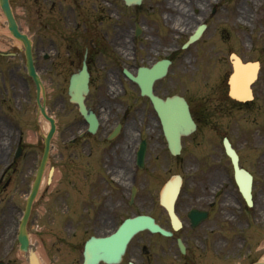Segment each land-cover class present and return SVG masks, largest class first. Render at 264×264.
I'll return each instance as SVG.
<instances>
[{"label":"flooded vegetation","instance_id":"af4514ba","mask_svg":"<svg viewBox=\"0 0 264 264\" xmlns=\"http://www.w3.org/2000/svg\"><path fill=\"white\" fill-rule=\"evenodd\" d=\"M251 1L254 2L252 6L259 7L256 11L247 10L249 7L239 0H144L141 6L134 8H128L124 0H38L41 33L47 36L48 31L53 32L60 47L67 49L65 61L56 59L49 67L47 62L50 59L43 53L42 67L58 75L67 71L71 76L74 68L76 72L81 68L87 53L91 75V92L87 98V107L98 117L102 112L109 113L107 122L100 121L96 132L91 133L89 124L80 117L76 108L77 117L62 128L64 135L70 137L61 138L55 154L61 166L67 169L66 174L57 179L55 188L63 206H57V211L63 214V221L72 233L70 250L74 256L79 255V259L74 258V264H84V248L90 238L107 236L129 217L139 215L137 212L128 215V211L137 205L139 191L144 182H148L157 169L161 168L165 172L164 175L169 174L161 189L167 183L171 186L169 181L173 173H180L182 179L183 194L181 193L176 208L183 229L180 232L173 230L170 218L160 204L159 195L158 212L151 215L160 225L174 232L173 237L169 239L168 250L172 252L175 247L180 261L183 259L184 264H203L208 246L213 247L216 252L222 251L223 186L218 183V176L213 179L212 174L216 172L222 175L221 162L225 152L221 135L228 128L219 122V118L222 114L225 118L230 116L233 120L231 131L239 137V113L242 112L256 127V137L253 140L264 139V0ZM240 11L248 32V57L243 58L252 66L258 63L257 79L252 85L254 98L245 104L231 100L224 90L223 81L216 91L217 94L213 91L211 96L203 99L202 105L201 100H198V107H194V101L182 94L189 104L196 131L182 137L181 152L174 154L169 148L167 127L151 101L142 96L139 88L131 90L129 94V90L122 83L124 69L128 67L136 74L141 67H152L161 60L169 59L171 65L167 77L156 82L154 92L162 99L179 95L173 89L174 80L167 82L176 60H182L181 79L186 84L189 80V71L186 72L189 63L193 62L192 66L200 72L209 71L210 67L218 65L221 59L230 63L229 53L237 48ZM166 15L168 21L164 20ZM114 20L115 25H111ZM177 23L183 27L176 26ZM201 25H205V32L200 40L183 49V45ZM137 29H140L138 35ZM175 34L179 38L184 35L186 40L176 41ZM120 45L123 55L118 51ZM111 47L117 56L121 57L124 63L122 67H118L120 64L116 59L111 60L112 65L102 62L101 51ZM11 51L8 47L5 51L0 50V82L5 85L6 82L16 79L19 82L18 88L24 91L28 84L24 77L15 73V57L10 54ZM124 57L132 60L131 63L127 65L123 61ZM64 63L70 68H63ZM99 64H104L103 70L111 66L106 70L107 76L110 77L109 86L114 81L118 83L115 85L120 87L116 93L108 90L109 94L119 98V108L115 110L116 104H110L104 89L92 96L95 82L99 85L102 83V74L98 71L101 68ZM228 71L229 69H226L224 73H220V80ZM11 87L14 88V85ZM202 106L209 107L212 115ZM7 112H12L11 106H8ZM212 119L215 121H211ZM0 128V139H7L12 145L15 129L12 116H0ZM118 128V133L112 138ZM59 131L58 127V135ZM207 140L216 143L217 148L210 149L207 154L200 153V147L206 146ZM261 143L264 146V142ZM17 145L22 148L21 155L16 158L14 149L10 148L9 158L13 156L8 166L11 176L5 184L4 177H1L0 189L10 187L13 173L17 171L22 160L34 155L31 152L32 147L23 143L21 133L17 138ZM262 156L264 158V153ZM240 158L242 161L241 155ZM262 160H258L261 174L264 173ZM189 161H201V165L207 167L200 169L198 162H195L193 167L188 164ZM210 161H216L219 165H207ZM214 166L215 171L212 170ZM178 169L183 172H177ZM231 169L234 174L233 168ZM47 188L50 187L44 188L35 206H47L49 200H43ZM16 209V205L11 208L12 211ZM203 213L206 214L205 220H202ZM194 220L198 221L195 226ZM155 236L138 235L120 264H159V242H152ZM178 239H181L185 246V254H181ZM161 251L164 252V248Z\"/></svg>","mask_w":264,"mask_h":264},{"label":"rangeland","instance_id":"374dc122","mask_svg":"<svg viewBox=\"0 0 264 264\" xmlns=\"http://www.w3.org/2000/svg\"><path fill=\"white\" fill-rule=\"evenodd\" d=\"M252 3L254 2L248 0L245 6L249 7L247 8L249 11H256L259 7L256 8L255 6H252ZM12 7L20 28L34 43L36 67L42 78L44 86L43 96L46 101V107L50 116L55 119L58 125L57 127L60 128L59 135H56L54 139L53 145L55 147L52 149L51 162L48 163L45 170L46 174L50 168L55 167L59 174V180L62 175L66 174L67 169L61 166V163H59V159L55 154L57 153L58 145L62 141L61 138L70 137V135H64L62 128L65 127L68 122L73 121L78 113L75 106L69 102L68 85L70 72L63 71L61 75H58L55 74L54 71L52 73L48 72L46 67H42V64H44L43 53L49 55L50 60L47 62V67H49L51 62L56 59L65 61L67 58V49H62V47H60L53 32L50 33L48 31L47 36H44L41 33V18L38 0H13ZM115 23L116 20L112 21L111 25H115ZM238 25L240 28L238 31L237 48L231 50L229 55L234 53L247 58L246 42L248 40V32L245 31L246 25L239 22V20ZM127 30L129 31V27ZM175 40L184 42L186 37L179 38L175 34ZM7 47L12 49L16 54V60H14L16 66L15 73L28 79L30 92L25 89L24 91H19V93L16 88L15 90L11 89L10 86L13 84L17 85L15 79L7 82L8 93L0 87V107H4L0 110V116H7L5 108L8 110V106L12 103L13 120L15 122V138L12 147H16L15 141L19 137V133H21L24 139L23 142L27 144V147H32L31 152H33L34 155L28 156L22 160L17 171L13 173L11 186L7 189H0V261L6 264H28L25 254L21 252L18 246H14L17 233L16 221H19L20 215L25 209L27 192L35 180L37 167L43 152L47 121H45L40 115L36 103L35 86L27 77L24 49L20 43L10 36L7 21L0 8V48L6 50ZM112 48L113 47L109 50H102L101 52L103 55L100 58L103 61L100 60V58H98V60L112 65L111 60L116 59L120 64L118 67H122L124 63L121 61V57L117 56ZM192 64L193 62L189 63V67L186 70V72L189 71L188 84L181 79L182 60L180 59L176 60L172 74L167 79V82L174 80V91L177 94L187 95L192 101H194V107H198L200 105L198 100H201L202 105L204 103L203 99H207L211 96L213 91L216 92L218 90L217 83L220 80L219 75L220 73H224L226 69H229V63L221 59V62L218 65L215 67L214 65L211 66L210 70L206 72L197 71L196 67H193ZM99 65L101 68H99L98 71L102 74V83L99 85L98 82H95L92 96L97 95L100 89H104L107 97L106 99L110 101V104H116L114 107L115 110L116 108H119L118 104L120 101L118 98H113L115 96L108 92L110 77L107 76L106 70L111 66H107L106 70H103L102 67L104 64ZM64 67L69 66L64 63L63 68ZM73 70L74 72L76 71L75 68ZM125 83L129 89V94L131 93V88L136 89V87L130 85L131 83ZM1 84L2 83H0V85ZM117 90H119V88L114 87L112 92L116 93ZM217 93L218 92H216V94ZM1 96L3 99H1ZM28 102H30L29 106ZM202 107L207 108L210 115H212L209 107ZM22 109L25 110L22 112ZM99 117L102 123L107 122L109 113L106 111L102 112L99 114ZM239 117L240 137H237L231 131V123H233V120L230 116L225 118V115L222 114L219 118V122L224 123L227 126L228 129L223 131V135L230 137L235 145H237L238 150L243 155V163L255 175V207L248 210L244 205L243 200L236 191V187L232 184V171L228 161L225 160V156L222 155L223 159L221 166L224 170L221 172L222 175L217 174L216 172L212 174L213 179L215 176H218V183L223 186L224 190L222 251L220 252V250H218L216 252L213 247L208 246L203 264H251L258 260H264V174H261L257 163L259 158L263 159L262 163H264V158L262 156L264 153V146L261 143V141L264 142V139L261 138L260 141H254L253 139L256 137V127H254L249 121L246 114L241 112L239 113ZM211 121L215 120L212 119ZM246 142L252 143L253 150H250V148L246 146ZM214 148H217V144L213 142L211 143L207 140L206 146L202 145L200 147V153L207 154L210 152V149ZM194 152L197 153L196 151ZM5 156V153L0 156V173L6 169L8 163V159H6ZM195 162L198 161H189L188 164L194 167ZM28 163L30 166H28ZM198 164L200 169H206L207 167L202 166L201 161H199ZM206 164L219 165L216 161H210ZM212 170L215 171V166ZM177 172L182 173L183 171L178 169ZM164 174L165 172L163 168L157 169L154 175L148 179V182H144L142 189L139 191L137 205L128 211V215L136 212L139 214L155 215L158 212V195L162 185H164L169 177V174ZM176 174L180 173H173L170 176ZM10 176L11 175L6 179ZM23 181L25 183L22 185L21 182ZM53 183L54 184H52L50 188L46 189V193L43 197V200H49L47 206L36 205L33 209L26 229V234L32 238L33 249L38 253L42 264H74V258L79 259V255L75 254L74 256L70 250L72 233L69 230V226L63 221V214L57 211V206L61 208H63V206L61 204V197L60 195H57V189L55 188L58 183H55V181ZM19 188L21 192L16 194L15 190H18ZM232 201L235 202V204H231L230 202ZM226 202L228 204H226ZM15 205L17 209L16 211H12L11 208ZM144 235L149 234L145 233ZM155 240L159 242V251L157 254V262L159 264H184L183 259L180 261L179 253L175 250V247H173L172 252L168 250V245L170 244L169 240H164V238L162 239L160 236L159 238L154 237L152 242H156ZM12 245L14 246L13 253L7 257L6 254ZM162 248H164V252L161 251Z\"/></svg>","mask_w":264,"mask_h":264},{"label":"water","instance_id":"95a60500","mask_svg":"<svg viewBox=\"0 0 264 264\" xmlns=\"http://www.w3.org/2000/svg\"><path fill=\"white\" fill-rule=\"evenodd\" d=\"M141 1L142 0H126L128 5L140 4ZM1 4H2V9L4 13L6 14L9 24H10L9 30L12 32L13 36L16 39L21 40L26 47L28 70H29L30 76L34 79L36 86H37V96H38L39 107H40L42 115L52 125V131L50 132L46 140V151H45V154L42 160L37 182L34 186L32 195L28 202L27 212H26V216H28L30 209H31L32 202L34 198L36 197V194L38 191L39 183H40L41 176H42V171L44 169L46 159L48 156V152H49L50 141L54 134L55 125H54V120L47 116L45 107L40 104V93H41L40 81L38 80V75L33 65L31 46H30L29 40L25 35H22L19 32L18 26L11 13L8 0H1ZM163 74L164 73H160L158 76H161ZM130 78L133 81H137L139 83L143 94H147L149 97H151L157 110L164 116L168 115L166 111L172 103L179 102L178 99H173V100H168L166 104H163L161 101H158L153 97L151 93V87L146 89L142 81H139V79H135L132 76H130ZM232 78H231V85L234 86V80ZM87 93H88V74L86 73V66H84L83 72H81L79 75H75L72 77L69 95L71 97V102L78 104L81 114L88 121L91 120L95 122V124H97V119L95 115L92 114L91 112L89 113L84 104L85 95ZM184 114L187 115L186 111H184ZM185 119L189 120L188 115L185 117ZM225 147H226L227 154L231 157L233 161L234 169L236 172V180L240 188V191L243 197L245 198L247 204L249 206H252V200H251L252 179L248 174H246L243 170L239 168L238 158L236 157L234 151L231 149V146L227 140H225ZM178 193H179V190L175 188V191L171 192L170 194L171 196L170 201H167L164 204L171 216L173 223L175 224L176 229L180 228V225L178 224V219L174 212V202L176 200ZM176 223L178 224L177 226H176ZM145 230H148L152 233H161L164 236L172 235L171 233L163 230L158 225H156L155 221L152 218L142 216V217H137L134 219H129L114 234L110 235L109 237L99 238V239L93 238L87 243L86 250H85V264H98L100 261L107 263V264L119 263L122 259V256L125 254L126 248L128 246V243L131 241V239L137 233L141 231H145ZM20 242H21V249L27 252L29 243H28L26 236L23 234V232H21V235H20ZM179 244H180L181 250L184 251V246L182 245L180 241H179ZM29 264H40L36 254L33 251H30ZM257 264H264V263H257Z\"/></svg>","mask_w":264,"mask_h":264},{"label":"bare ground","instance_id":"6f19581e","mask_svg":"<svg viewBox=\"0 0 264 264\" xmlns=\"http://www.w3.org/2000/svg\"><path fill=\"white\" fill-rule=\"evenodd\" d=\"M164 20L165 21H168V15H166L165 17H164ZM179 21V20H178ZM176 26H180V27H183V25L181 24V25H179L178 23L176 24ZM177 30V28H174V30ZM126 40V39H125ZM127 45H128V43H127ZM122 46L120 45V48L118 49V51L119 52H121V54L123 55V51H122ZM124 61H125V63L128 65L129 64V58L128 57H124ZM240 64H242L241 63V61H237V65H239L240 67H242ZM244 70L246 69V68H243ZM251 70V67H249V68H247L246 69V71H244V72H239L238 73V75L235 77V79H234V88H235V93L236 94H239V93H246V91H244V88H245V80H246V78H247V76H250L251 75V73H253V71H250ZM257 72V69L255 68L254 69V73H256ZM133 73V72H132ZM248 74V75H247ZM111 85H112V87H115L116 85H115V82L113 81L112 83H111ZM247 96H248V94H247ZM46 129H47V131H46V133H48V131H49V129H50V125L48 124V122H47V124H46ZM7 146V147H6ZM0 155H3L4 153H5V155H6V157L7 158H9L10 157V154H9V148H10V146H9V143L8 142H5V143H1L0 144ZM175 185V184H174ZM25 225V224H24ZM24 225H23V227H24ZM22 232H23V228H22ZM27 238V237H26ZM28 240V239H27ZM32 242V238H31V240H30V243ZM28 243H29V241H28ZM263 262H264V260H262Z\"/></svg>","mask_w":264,"mask_h":264}]
</instances>
